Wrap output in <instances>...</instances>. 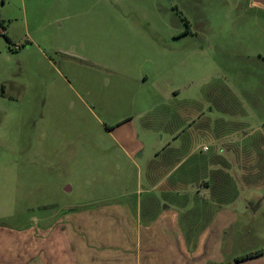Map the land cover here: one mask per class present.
Returning a JSON list of instances; mask_svg holds the SVG:
<instances>
[{"label": "rangeland", "instance_id": "obj_1", "mask_svg": "<svg viewBox=\"0 0 264 264\" xmlns=\"http://www.w3.org/2000/svg\"><path fill=\"white\" fill-rule=\"evenodd\" d=\"M137 197L189 241L224 208L228 264L264 249V7L0 0V225ZM27 241L0 264H42Z\"/></svg>", "mask_w": 264, "mask_h": 264}, {"label": "crops", "instance_id": "obj_2", "mask_svg": "<svg viewBox=\"0 0 264 264\" xmlns=\"http://www.w3.org/2000/svg\"><path fill=\"white\" fill-rule=\"evenodd\" d=\"M138 174L140 184L144 177ZM173 206L157 208L156 215L149 213L139 197L86 208L65 206L38 225L10 229L0 225V247L6 240L15 242L25 236L30 252L35 250L42 264H228L222 253V234L228 226L224 208L189 241L180 212ZM214 244L217 253L208 252L207 245L211 251ZM262 258L235 262L264 264Z\"/></svg>", "mask_w": 264, "mask_h": 264}, {"label": "trees", "instance_id": "obj_3", "mask_svg": "<svg viewBox=\"0 0 264 264\" xmlns=\"http://www.w3.org/2000/svg\"><path fill=\"white\" fill-rule=\"evenodd\" d=\"M263 253H264V249L251 251V252L245 253L243 255L237 256L236 261H242V260H248L251 258H255V257L260 256Z\"/></svg>", "mask_w": 264, "mask_h": 264}, {"label": "water", "instance_id": "obj_4", "mask_svg": "<svg viewBox=\"0 0 264 264\" xmlns=\"http://www.w3.org/2000/svg\"><path fill=\"white\" fill-rule=\"evenodd\" d=\"M254 4L264 7V0H252Z\"/></svg>", "mask_w": 264, "mask_h": 264}, {"label": "flooded vegetation", "instance_id": "obj_5", "mask_svg": "<svg viewBox=\"0 0 264 264\" xmlns=\"http://www.w3.org/2000/svg\"><path fill=\"white\" fill-rule=\"evenodd\" d=\"M190 30V26L188 25L187 29L185 30V32H188Z\"/></svg>", "mask_w": 264, "mask_h": 264}]
</instances>
